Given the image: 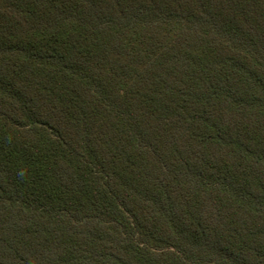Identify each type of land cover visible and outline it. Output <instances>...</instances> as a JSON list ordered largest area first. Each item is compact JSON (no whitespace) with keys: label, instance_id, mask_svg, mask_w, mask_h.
Masks as SVG:
<instances>
[{"label":"trees","instance_id":"1","mask_svg":"<svg viewBox=\"0 0 264 264\" xmlns=\"http://www.w3.org/2000/svg\"><path fill=\"white\" fill-rule=\"evenodd\" d=\"M0 264H264V0H0Z\"/></svg>","mask_w":264,"mask_h":264}]
</instances>
